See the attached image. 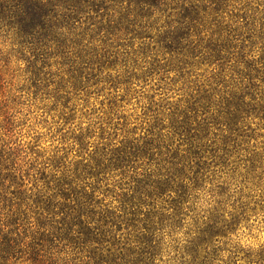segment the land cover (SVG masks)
I'll list each match as a JSON object with an SVG mask.
<instances>
[{
    "label": "trees",
    "instance_id": "1",
    "mask_svg": "<svg viewBox=\"0 0 264 264\" xmlns=\"http://www.w3.org/2000/svg\"><path fill=\"white\" fill-rule=\"evenodd\" d=\"M1 38L64 111L108 102L43 154L0 95V264H264L238 238L264 223L253 0H0Z\"/></svg>",
    "mask_w": 264,
    "mask_h": 264
},
{
    "label": "rangeland",
    "instance_id": "2",
    "mask_svg": "<svg viewBox=\"0 0 264 264\" xmlns=\"http://www.w3.org/2000/svg\"><path fill=\"white\" fill-rule=\"evenodd\" d=\"M253 2L259 11H264V0ZM0 51L8 55L2 57L0 63V95L9 100L12 107L10 113L15 119L14 134L22 143L47 154L60 149L67 142L66 135L70 130L88 123L93 118L96 120L95 118L105 116L102 111L108 102L106 93L91 94L86 103L74 98V112L68 113L60 104L55 103L51 91H36L29 87L22 71L24 65L15 60L10 43L2 38ZM136 101L137 98L129 104L122 103L127 113L138 110ZM253 219L254 217H251L249 220L251 226L241 227L238 238L243 245L259 248L264 244V223Z\"/></svg>",
    "mask_w": 264,
    "mask_h": 264
}]
</instances>
